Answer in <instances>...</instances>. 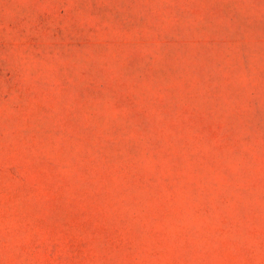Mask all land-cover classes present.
I'll list each match as a JSON object with an SVG mask.
<instances>
[{"label": "rangeland", "instance_id": "obj_1", "mask_svg": "<svg viewBox=\"0 0 264 264\" xmlns=\"http://www.w3.org/2000/svg\"><path fill=\"white\" fill-rule=\"evenodd\" d=\"M0 264H264V0H0Z\"/></svg>", "mask_w": 264, "mask_h": 264}]
</instances>
